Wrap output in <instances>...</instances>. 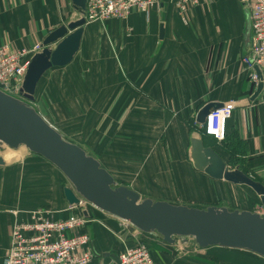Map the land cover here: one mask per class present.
<instances>
[{
  "label": "crops",
  "instance_id": "0c3cea01",
  "mask_svg": "<svg viewBox=\"0 0 264 264\" xmlns=\"http://www.w3.org/2000/svg\"><path fill=\"white\" fill-rule=\"evenodd\" d=\"M179 12L176 0H161L149 16L133 13L125 21L87 24L73 63L50 70L41 81L62 115L71 117L78 109L82 116L63 127L69 137L58 132L141 198L260 213L264 208L251 189L214 181L190 159L191 140L201 137L198 113L210 104L234 102L226 145L214 147L207 140L206 146L231 170L264 185V96L252 101L257 87L242 63L252 41L249 1L211 0L185 17ZM78 14L72 0H0V45L43 46ZM62 80L64 91L75 94L72 106L67 102L72 98L59 93ZM85 123L90 126L83 140L76 129ZM14 155L20 158L0 167V264L13 224L29 221L38 209L66 220L71 207L64 194L70 183L56 167L25 149ZM89 213L85 231L92 264H118L124 251L140 243L148 244L157 264H264L261 256L240 250H201L192 241L168 245L94 207Z\"/></svg>",
  "mask_w": 264,
  "mask_h": 264
},
{
  "label": "water",
  "instance_id": "95a60500",
  "mask_svg": "<svg viewBox=\"0 0 264 264\" xmlns=\"http://www.w3.org/2000/svg\"><path fill=\"white\" fill-rule=\"evenodd\" d=\"M87 0H72L80 18L51 33L43 42L28 68L22 89V100L0 90V167L6 165L1 153L5 148L25 149L56 167L70 183L64 190L70 206L81 199L97 210L122 220L145 235H155L168 245L194 242L201 250L213 247L240 250L264 258V215L250 211H230L223 207L197 209L168 202L142 199L126 186L117 187L115 178L84 149L68 142L31 106L38 86L52 69L73 63L81 50L85 28ZM164 36V29L161 30ZM254 102L264 91V78L259 68ZM221 104L205 106L196 123L203 126L213 110ZM190 159L195 169L214 181L251 189L264 208V185L244 174L231 170L221 156L206 146L204 138L191 140ZM87 217V215L85 214Z\"/></svg>",
  "mask_w": 264,
  "mask_h": 264
},
{
  "label": "built area",
  "instance_id": "2783aa9c",
  "mask_svg": "<svg viewBox=\"0 0 264 264\" xmlns=\"http://www.w3.org/2000/svg\"><path fill=\"white\" fill-rule=\"evenodd\" d=\"M207 0H176L179 14L185 17L193 8ZM252 41L248 56L242 63L248 67L251 81L258 85L255 68H259L264 78V0H248ZM84 18L87 24L109 21H125L133 13L149 16L154 8L160 7L161 0H87ZM80 18V14H78ZM186 22V19H183ZM37 45L32 49L14 50L9 45H0V90L9 96L22 100V89L32 58L42 52ZM264 96V92H263ZM235 103L229 102L222 109L213 110L200 129L218 143L226 141L227 124L232 118ZM86 201L71 206L66 220H55L47 210L31 213L30 220L13 224L11 245L4 264H92L90 237L86 227L92 219ZM87 215V217L85 216ZM261 215H264V210ZM122 221V220H121ZM123 222V221H122ZM138 234L131 225L123 222ZM118 264H157L148 244L140 243L124 251Z\"/></svg>",
  "mask_w": 264,
  "mask_h": 264
},
{
  "label": "rangeland",
  "instance_id": "374dc122",
  "mask_svg": "<svg viewBox=\"0 0 264 264\" xmlns=\"http://www.w3.org/2000/svg\"><path fill=\"white\" fill-rule=\"evenodd\" d=\"M208 2H210L211 0H207ZM206 1V2H207ZM250 52V51H249ZM65 68H67V67H65ZM79 72H80V75H81V71L79 70ZM86 73V72H85ZM87 74V73H86ZM84 75V74H83ZM57 84H58V86L60 85V83L59 82H57ZM63 86H65L64 85V82H63V80L61 81V92H59V93H61V95H63L64 97H70V98H72V99H70V98H68V99H70L69 101H67L68 103H70L69 105H71L72 106V103H73V99H75L74 97H75V94L73 93V92H68V93H66L65 91H64V88H63ZM47 87H48V84H47V82H46V80H44L43 82H41V84H40V86H39V88H38V91H37V94H36V100H35V102L34 103H32L31 104V106L38 112V114H40V115H42L43 116V118L44 119H46L47 120V122H48V124H50L52 127H54L57 131H60V132H62L63 134L65 133L66 135H67V137H69L70 136V134L68 133V132H65V131H63V127L65 126V127H67V124H71L72 122H73V120H75V118L76 117H78V119L80 120V117H82L80 114H79V110L78 109H76V112H71V117H65L64 115H62L61 114V109L57 106V103H56V100L53 98L52 99V96H53V93H51V90H49V89H47ZM264 92V91H263ZM54 93H55V91H54ZM65 94L67 95V96H65ZM263 94V93H262ZM52 95V96H51ZM56 98H57V100H58V96H56ZM79 99H77V102H79L78 101ZM66 101V100H65ZM74 109H75V107H74ZM78 112V113H77ZM75 114H78L77 116L75 115ZM83 115V114H82ZM85 118L86 117H84V119L83 120H85ZM73 119V120H72ZM82 120V119H81ZM80 126V128H77L76 129V136H77V138H79L78 136H80V139H83V140H86V138H88L87 137V135H88V133H87V130H88V127L90 126L88 123H85V124H81V125H79ZM59 132V133H60ZM61 133V134H62ZM64 134V135H65ZM63 135V136H64ZM65 135V136H66ZM201 137H202V135H201ZM206 141V140H205ZM69 142V141H68ZM208 145H212V146H217L218 148H220V145H216L215 143H213V142H210V140H208ZM240 148H241V146L239 147V148H237L236 150H237V152L240 150ZM224 150V149H223ZM242 150V149H241ZM4 153V154H3ZM13 153H15V151L14 150H10V149H8V148H5L4 150H3V152L1 153V156L5 159V161L6 162H13V161H15L16 159L18 160V158L17 157H15V156H13V157H15V159L13 158L12 160L11 159H9L8 158V156H9V154H13ZM14 155V154H13ZM234 166V165H233ZM233 166H230L231 168L233 167ZM117 182V181H116ZM121 186V184H118V182H117V187H120ZM129 188V187H128ZM131 189V188H130ZM142 199H144V200H146L147 198H142ZM177 205H185V206H190V207H192V208H197V209H201V208H198L199 206L198 205H193V204H187V203H183V204H177ZM223 208H226V207H223ZM228 209V208H227ZM38 210H41V209H38ZM37 210V211H38ZM230 211H236V210H238V209H235V208H230L229 209ZM255 210L256 209H254V210H252V211H250V212H254V213H256L255 212ZM241 211H244V210H241ZM262 212H260V213H258V214H261ZM150 236H153V235H150ZM155 236V235H154ZM156 238H160V237H158V236H155ZM162 241H163V239L162 238H160ZM148 241H151L150 239H147ZM152 242V241H151ZM193 244V243H192ZM195 244V243H194Z\"/></svg>",
  "mask_w": 264,
  "mask_h": 264
},
{
  "label": "trees",
  "instance_id": "16d2710c",
  "mask_svg": "<svg viewBox=\"0 0 264 264\" xmlns=\"http://www.w3.org/2000/svg\"><path fill=\"white\" fill-rule=\"evenodd\" d=\"M37 91H38V90H37ZM36 94H37V93H36ZM200 133H201L202 137L204 138V140H206V141H207V140H210L211 142H213V143H215V144H217V145H219V144L226 145V143H227V141H228V140L226 139L225 142H223V143H218L216 140L207 137V136L204 134L203 131L200 130ZM227 138H228V136H227ZM226 147H227V146H226Z\"/></svg>",
  "mask_w": 264,
  "mask_h": 264
},
{
  "label": "bare ground",
  "instance_id": "6f19581e",
  "mask_svg": "<svg viewBox=\"0 0 264 264\" xmlns=\"http://www.w3.org/2000/svg\"><path fill=\"white\" fill-rule=\"evenodd\" d=\"M20 152H21V151H20ZM3 154H4V153H3ZM13 154H14V153H13ZM13 154H9L8 158L11 159V160H12L13 158L15 159V157H13V156H15V155H13ZM22 156H23V155H22ZM18 158H20V157H18ZM7 163H8V162H7Z\"/></svg>",
  "mask_w": 264,
  "mask_h": 264
}]
</instances>
